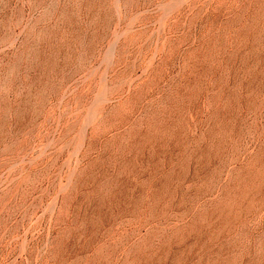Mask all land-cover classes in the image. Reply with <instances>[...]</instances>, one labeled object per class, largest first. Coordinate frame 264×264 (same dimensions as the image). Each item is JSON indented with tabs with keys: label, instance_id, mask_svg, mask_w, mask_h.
Masks as SVG:
<instances>
[{
	"label": "rangeland",
	"instance_id": "rangeland-1",
	"mask_svg": "<svg viewBox=\"0 0 264 264\" xmlns=\"http://www.w3.org/2000/svg\"><path fill=\"white\" fill-rule=\"evenodd\" d=\"M0 264H264V0H0Z\"/></svg>",
	"mask_w": 264,
	"mask_h": 264
}]
</instances>
